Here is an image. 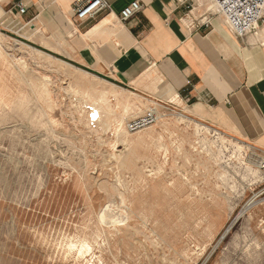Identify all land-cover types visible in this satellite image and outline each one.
I'll return each instance as SVG.
<instances>
[{
    "label": "rangeland",
    "instance_id": "374dc122",
    "mask_svg": "<svg viewBox=\"0 0 264 264\" xmlns=\"http://www.w3.org/2000/svg\"><path fill=\"white\" fill-rule=\"evenodd\" d=\"M70 57L1 15L0 264H264V148Z\"/></svg>",
    "mask_w": 264,
    "mask_h": 264
},
{
    "label": "crops",
    "instance_id": "0c3cea01",
    "mask_svg": "<svg viewBox=\"0 0 264 264\" xmlns=\"http://www.w3.org/2000/svg\"><path fill=\"white\" fill-rule=\"evenodd\" d=\"M106 1L109 10L79 21L74 0H22L23 14L16 0H0V13L57 32L69 61L131 94L176 104L194 121L264 148V10L256 30L239 38L210 0H138L125 23L119 11L133 0Z\"/></svg>",
    "mask_w": 264,
    "mask_h": 264
},
{
    "label": "built area",
    "instance_id": "2783aa9c",
    "mask_svg": "<svg viewBox=\"0 0 264 264\" xmlns=\"http://www.w3.org/2000/svg\"><path fill=\"white\" fill-rule=\"evenodd\" d=\"M210 3L214 4L211 7L214 12L223 16L230 31L239 38L256 30L263 20L264 0H210ZM141 7L138 0L131 1L119 11V20L122 23L127 22ZM15 8L20 14L26 11L22 0H16ZM107 10H109V4L106 0H74L72 5L73 18L76 21L91 18L99 12ZM204 25H208V22H204ZM154 120V112L149 110L127 126L130 130H134L148 126ZM260 166L264 168V156L260 159Z\"/></svg>",
    "mask_w": 264,
    "mask_h": 264
},
{
    "label": "bare ground",
    "instance_id": "6f19581e",
    "mask_svg": "<svg viewBox=\"0 0 264 264\" xmlns=\"http://www.w3.org/2000/svg\"><path fill=\"white\" fill-rule=\"evenodd\" d=\"M212 4V6L211 7H213L214 6V4L213 3H211ZM3 13H0V17H1V15H2ZM75 31V30H74ZM180 117L182 118L183 116L182 115H180ZM191 121V120H190ZM193 121V120H192ZM191 121V122H192ZM193 122H195V121H193ZM243 149H245L246 148V146H248L247 144H244V145H240ZM245 160V159H244ZM100 218V217H99ZM81 249V248H80Z\"/></svg>",
    "mask_w": 264,
    "mask_h": 264
}]
</instances>
